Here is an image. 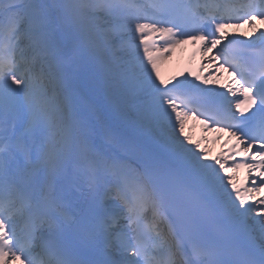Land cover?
<instances>
[{
    "label": "snow or ice",
    "instance_id": "1",
    "mask_svg": "<svg viewBox=\"0 0 264 264\" xmlns=\"http://www.w3.org/2000/svg\"><path fill=\"white\" fill-rule=\"evenodd\" d=\"M257 19L264 0H0V264H264V30L242 41L251 67L209 56L233 69L239 114L227 93L193 109L186 83L210 90L163 80L153 54L211 52ZM200 117L236 138L229 155L193 141Z\"/></svg>",
    "mask_w": 264,
    "mask_h": 264
},
{
    "label": "bare ground",
    "instance_id": "2",
    "mask_svg": "<svg viewBox=\"0 0 264 264\" xmlns=\"http://www.w3.org/2000/svg\"><path fill=\"white\" fill-rule=\"evenodd\" d=\"M261 24L264 27V21H261ZM263 27L259 29L264 30ZM232 29H240L241 31H244L245 26L238 28V24H233V25H227V27L225 28V30L227 31L232 30ZM259 29L255 27L248 28L244 31V33L247 34L249 38L254 39L256 38V36L259 35V32L257 31ZM159 40H160V43L156 44L157 48H160V46L163 45L161 43L162 39H159ZM23 45H26V42H23ZM153 54L160 56V59L157 60L159 72L165 69L170 70V72L165 74L164 77L161 76L162 78H166L167 76H170L174 72H176L177 74H183L184 72H189L190 74H192L191 76H197L201 78V79L195 80L194 83H199L203 79H208L209 81H212L211 77H213L214 75L211 74L210 76H208L207 73L208 71H209V74L211 73L210 68H212L213 60L215 61L214 65H217L220 63V60H215V59L210 60L209 59V56L215 57L216 54H214V49L213 51L206 53L204 51L203 43L199 41L197 42L188 41L187 43L180 44L171 50L170 55L166 53L161 54V53L156 52L155 50ZM217 73L221 74V77H224L226 75V72L224 69L219 70ZM205 88L209 89L210 91L216 94L223 93V92H219L218 90L216 91L215 88L211 86H206ZM236 101H237V98L234 99V102ZM102 118L103 117L101 116V119ZM104 125L106 129L105 133L107 137L109 135L118 134L119 130L113 125L111 120L106 121ZM197 127H200L199 124H197ZM194 128H196V125L194 126ZM216 132H219V131H216ZM216 132L214 129H209L207 132V137L211 140L212 143H215L216 141L218 142ZM192 139H193V136H192ZM232 139L236 141V138L233 136H232ZM243 170L245 172L244 175H246V170L242 169V171ZM239 171H241V169ZM255 175L256 174L253 173V176Z\"/></svg>",
    "mask_w": 264,
    "mask_h": 264
},
{
    "label": "rangeland",
    "instance_id": "3",
    "mask_svg": "<svg viewBox=\"0 0 264 264\" xmlns=\"http://www.w3.org/2000/svg\"><path fill=\"white\" fill-rule=\"evenodd\" d=\"M169 55H170V54H169ZM168 72H170V70H167V69H165V70H161V72H159V73H160V77H161V76H164V75L167 74ZM194 141H199V142L201 143V146H202V141H203V140H199L198 138H196ZM203 142H205V141H203ZM215 146H216V145H215V143H214V144H211L210 146H205V147L202 146V148H207V150H208L207 155H208V157H209V155L211 154V152H212V150H213V148H214Z\"/></svg>",
    "mask_w": 264,
    "mask_h": 264
}]
</instances>
